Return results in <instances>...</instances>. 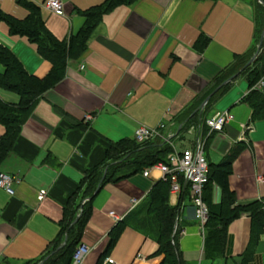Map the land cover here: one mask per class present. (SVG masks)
<instances>
[{
    "label": "crops",
    "instance_id": "1",
    "mask_svg": "<svg viewBox=\"0 0 264 264\" xmlns=\"http://www.w3.org/2000/svg\"><path fill=\"white\" fill-rule=\"evenodd\" d=\"M32 1L41 6L48 29L64 39L83 26V10L105 0H62L65 15L52 12L47 0H42L45 7L41 0ZM254 1L134 0L106 13L86 52L69 60L63 78L35 103L11 154L0 166V172L20 179L13 195L0 187V264H25L42 256L60 233L69 197L80 184L79 196L83 195L88 170L106 158L110 143L135 139L140 125L157 128L165 123L164 134H178L192 111L204 109L205 100L210 97V101L227 81L205 96L216 80L239 69L237 61L253 51ZM17 3L0 0V9L26 17L28 8ZM202 36L209 38L203 48L197 45ZM0 45L30 74L43 78L52 69L37 45L26 36L11 34L4 20H0ZM4 71L0 63V73ZM237 75L207 113L211 117L228 109L234 119L206 140L205 155L209 165L234 155L228 184L237 202L246 204L264 199V117L252 123L254 107L246 100L251 89L246 76ZM0 97L13 104L21 99L7 88L0 89ZM198 126L191 125L175 138L176 147L191 133L190 146L183 149L192 148ZM204 127L208 126L203 124L202 136H206ZM5 131L0 125V137ZM149 168L148 176L137 173L100 183L92 196L82 200L81 205L91 200L81 238L91 251L82 264L161 263L163 256L155 254L159 247L158 201H150L156 184L164 179L157 166ZM210 193L212 203L222 201L223 189L216 182ZM169 203L178 206L183 260L210 264L204 256L206 228L190 193L170 190ZM259 220L245 213L230 223L226 257L217 264H241L250 246L254 249L249 264H264V228L254 237Z\"/></svg>",
    "mask_w": 264,
    "mask_h": 264
},
{
    "label": "trees",
    "instance_id": "2",
    "mask_svg": "<svg viewBox=\"0 0 264 264\" xmlns=\"http://www.w3.org/2000/svg\"><path fill=\"white\" fill-rule=\"evenodd\" d=\"M24 4L29 12L26 17L18 18L0 9V20H4L10 33L13 35L26 36L29 41L37 45L38 52L52 63V69L43 78L30 74L21 64L18 58L7 48L0 45V63L4 65L5 71L0 73V89L7 88L16 91L20 95V102L13 104L4 101L0 97V125L6 128L4 135L0 137V166L9 157L13 145L18 138L22 126L28 120L32 109L38 99L50 90L65 74L69 60L82 56L87 48L88 42L93 33L100 25L103 17L116 6L131 3L134 0H105L91 8L83 10L81 14L85 17V22L81 29L72 34L69 38L59 39L47 27L42 15L41 6L32 0H17ZM264 3V0H262ZM259 0L253 2L254 24H255V44L252 53L247 57L238 60L239 69H231L229 75L216 80L213 87L209 89L205 96L210 95L220 87L222 83L231 76H246L250 93L246 100L254 107L252 123L264 117V89L256 87L257 83L264 78V4ZM209 42L208 37L202 36L198 40L200 47H205ZM259 44L260 48H259ZM257 53L256 59L250 64L251 57ZM233 70V71H232ZM232 82L226 83L214 94L203 110L193 111L183 120V127L175 138L181 137L185 131L193 124H206L207 113L215 103L216 98L226 91ZM187 120V121H185ZM206 140H209V128L204 127ZM173 151L170 142L161 137L139 143L136 139L122 138L110 143L107 149L106 158L95 166H92L86 175L87 187L82 196L79 188L69 197L64 206L63 217L60 221L59 235L48 243L42 256L35 260H28L25 264H56L60 261L72 263L73 254L81 243L82 233L88 221L91 209V200L81 205L83 199L92 196L99 184L103 185L107 181H116L137 173H143L147 168L159 162H168V155ZM234 155H228L219 164H210L209 181L205 186L203 199L208 206V219L204 225L206 228V240L204 245V256L210 264H217L218 260L226 257L228 228L230 223L242 214L248 213L252 218H259L258 232L254 237L258 238L259 233L264 228V199L253 200L246 204H239L234 194L229 188L228 176L231 173V165ZM105 168H108L106 176ZM216 182L223 189L222 201L214 204L211 201V184ZM182 194L189 192V186ZM171 185L169 180L159 181L151 197L158 201L155 208L158 220V250L157 256L162 255L160 264H187L183 260L179 247L180 227L177 226L178 206H171L169 203V193ZM81 214L77 219V215ZM77 219V220H76ZM262 219V220H261ZM67 236L65 245H61ZM254 246H250L245 252L241 264H249L253 257ZM41 263V261H43Z\"/></svg>",
    "mask_w": 264,
    "mask_h": 264
},
{
    "label": "built area",
    "instance_id": "3",
    "mask_svg": "<svg viewBox=\"0 0 264 264\" xmlns=\"http://www.w3.org/2000/svg\"><path fill=\"white\" fill-rule=\"evenodd\" d=\"M47 7L58 15H65V6L62 0H47ZM85 65H81L84 69ZM259 89H264V78L256 85ZM234 119L233 113L226 109L218 111L206 120V125L209 127V134L214 132H222L225 127ZM166 128L165 123H161L157 128H151L145 125H140L135 132V139L139 143L147 142L156 137H161L168 141L173 146V151L168 155V162H159L157 166L163 175V179L169 180L171 191L176 194H182L183 186H189V192L194 205L197 208V215L203 225L208 219V206L203 199L205 186L209 181V162L205 155L206 136H202V124L198 126L194 145L192 148L178 149L172 138L177 134H164ZM150 168H147L143 174L148 176ZM20 182V179L8 172H0V187L6 190L9 194H15L14 184ZM111 215L116 217L115 212L111 211ZM91 248L80 243L76 248L71 264H82ZM109 261H113L110 259Z\"/></svg>",
    "mask_w": 264,
    "mask_h": 264
},
{
    "label": "rangeland",
    "instance_id": "4",
    "mask_svg": "<svg viewBox=\"0 0 264 264\" xmlns=\"http://www.w3.org/2000/svg\"><path fill=\"white\" fill-rule=\"evenodd\" d=\"M41 5L43 6V7H45V3L41 0ZM17 4H19V3H17ZM20 6H22L23 8H25L26 10H27V8L25 7V6H23V5H21V4H19ZM46 10V8H44V11ZM186 138L185 139H183V140H181V141H178V143H177V147L179 148V149H183V148H185V147H188V146H190V140L191 139H193V135L191 134V133H186Z\"/></svg>",
    "mask_w": 264,
    "mask_h": 264
},
{
    "label": "water",
    "instance_id": "5",
    "mask_svg": "<svg viewBox=\"0 0 264 264\" xmlns=\"http://www.w3.org/2000/svg\"><path fill=\"white\" fill-rule=\"evenodd\" d=\"M262 39H263V37H262ZM260 45H261V44H260ZM256 57H257V54H255V55L250 59V61L247 63V65H250V64L256 59ZM234 77H235V76L229 78L225 83H228V82L232 81V80L234 79ZM209 98H210V97H208V98L205 100V102L202 104V107H204V106L208 103ZM79 217H80V214L78 215L77 219H78ZM77 219H76V220H77ZM66 241H67V236H66V238H65V240H64V242H63L62 245H64V244L66 243Z\"/></svg>",
    "mask_w": 264,
    "mask_h": 264
}]
</instances>
